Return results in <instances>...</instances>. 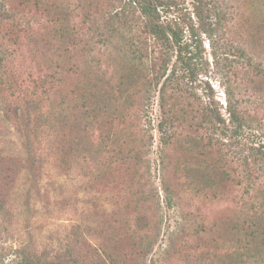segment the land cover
Wrapping results in <instances>:
<instances>
[{
  "label": "trees",
  "instance_id": "1",
  "mask_svg": "<svg viewBox=\"0 0 264 264\" xmlns=\"http://www.w3.org/2000/svg\"><path fill=\"white\" fill-rule=\"evenodd\" d=\"M90 1L85 0L80 7H73L71 0L37 3L50 23V30H44L41 40L35 38L32 43L41 53L52 51L56 56V59H45L41 67L46 78L54 83L62 81L65 61L73 58L74 53L80 54L69 67V72L80 73L82 80L78 92L73 91L77 98L73 109L77 134L63 151L66 171L71 170L68 164L71 156L90 154L94 160L104 158L113 170L105 169V173L140 177L142 170L149 172L144 150L152 137H145L147 130L142 129L140 121L150 95L156 93L162 117L158 128L164 144L168 148L179 144L180 155L187 157L190 176L193 173L198 178L197 184L210 190L211 200L227 197L223 188L216 191L212 185L227 182L242 190L235 197L238 210L213 222L209 229L206 223L186 227L187 219L183 216L182 223L178 221L180 227L169 236L166 255L185 252L187 264H264V148L257 146L255 140V131L262 126L254 128L260 122L248 109V106L264 107V64L256 60L253 44L247 43L240 34V25H243L240 5L229 0H193L196 25L183 13L179 0H104L100 9L94 8V13L107 16L104 31L95 38L97 44L105 47L102 50L105 58L100 60L93 53L96 43L92 45V13L86 11V7L92 8ZM9 2L0 0V26L15 18L8 11ZM117 2L123 3L120 8ZM79 10L86 11L82 27L75 22ZM165 14L168 20L164 19ZM87 25L90 26L87 28ZM202 35L211 44L215 72L222 75L226 86L228 120L219 109L192 91V84L199 81L202 73L208 74L209 69L204 61ZM3 50L0 44V74L8 51ZM10 53L14 55V50ZM5 84L1 76L2 99L7 89H13L10 85L3 88ZM208 97L211 99L214 95L210 93ZM122 126L130 134L120 133ZM95 127L101 132V139L84 147L81 134L84 136ZM132 129L141 134L138 140L142 150L137 147ZM194 160L203 166L194 167L191 165ZM162 161L167 165V157L163 156ZM27 162L31 170L34 163L31 156ZM172 186L163 185L168 213L178 205L177 191ZM160 205V196L153 190L139 194L135 207L160 212L158 219L149 223L147 213H141L144 233L131 235L128 239L132 251L120 254V259L117 255L111 256V264H124L128 257L133 264H144L153 254L165 220ZM187 230L199 238L198 243L180 245L179 236ZM93 251L104 260L97 249ZM44 257L24 256L20 264H78L71 252L57 255L51 262H46ZM102 260L98 263L107 264Z\"/></svg>",
  "mask_w": 264,
  "mask_h": 264
},
{
  "label": "rangeland",
  "instance_id": "2",
  "mask_svg": "<svg viewBox=\"0 0 264 264\" xmlns=\"http://www.w3.org/2000/svg\"><path fill=\"white\" fill-rule=\"evenodd\" d=\"M42 1L10 0L8 11L13 12L15 18L4 21L0 26V44L9 51L3 50L6 61L0 77L3 76L6 83L3 88L7 89L9 85L13 88L6 90L5 99L0 98V264H20L24 256H45L43 259L51 262L57 255L69 252L74 254L78 264H99L102 259L95 255L93 249H97L106 263L111 264V256L119 257L132 251L131 240L128 239L131 235L144 233L140 223L141 213H147L149 223L158 219L160 212H146L144 208L135 207L139 194L150 190L160 196L165 220L159 242L144 264H151V261L155 264H187L188 255L185 252L171 257L165 253L168 252L171 232L180 227L178 221L181 224L184 216L186 227L206 223L209 229L213 222L238 210L235 197L241 195L242 190L227 182L216 186L211 183L215 187L213 190L223 188V193L227 195L224 200H211L210 190L198 185V178L193 173L190 176L186 167L187 157L180 155L179 144L169 148L164 144L158 128L162 117L156 93L150 95L140 121L142 129L147 130L145 137H152L144 150L150 164L149 172L142 170L140 177L105 173V169L113 170L105 164L104 158L94 160L90 154L71 156L68 163L71 170L66 171L63 151L67 149V143L76 138L74 120L77 117L73 109L77 98L74 92H78L82 80L80 73L75 70L69 72V67L80 54L74 53L73 58L65 61L64 72L60 76L62 81L54 83L46 78L41 67L45 59H56V56L52 51L41 53L32 43L35 38L41 40L44 30H50V23L37 6ZM84 1L71 0V5L80 7ZM229 1L240 5L243 16L240 34L247 43L253 44L256 60L264 64V0ZM90 2H93L92 8L86 7V11L92 13V24L87 28L90 26L93 32V45L95 38L105 29L107 16L94 13V8L100 9L104 0ZM179 2L183 13L198 25L193 0ZM121 4L117 2L116 6L120 8ZM86 11L76 12L78 26L82 27ZM166 18L168 20V14L164 15ZM202 40L204 61L209 69L208 74L202 73L199 81L192 84V91L196 97L219 109L228 120L226 86L222 75L215 72L208 38L202 35ZM94 48L93 53L104 60L102 50L105 47L96 43ZM12 50L14 55L10 53ZM210 93L214 98L208 97ZM248 109L260 122L259 125L255 123L254 128L262 126L255 131V140L257 146L264 148V107L248 106ZM120 128L123 135L129 133L123 126ZM132 130L137 147L142 150L138 140L141 134ZM82 134L84 147L101 139V132L96 127L86 135ZM29 156L34 161L31 170L27 162ZM163 156L167 157V165L163 164ZM191 165L203 166L196 160ZM166 184H172L177 191L178 205L171 213H168L163 191ZM197 187L204 189L198 191ZM178 242L192 246L199 242V238L193 236L192 230H187L181 233ZM200 252L198 249L197 254ZM124 264H133V261L128 257Z\"/></svg>",
  "mask_w": 264,
  "mask_h": 264
}]
</instances>
